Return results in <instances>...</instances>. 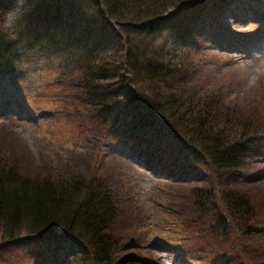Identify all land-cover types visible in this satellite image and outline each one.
<instances>
[{
	"label": "trees",
	"instance_id": "obj_1",
	"mask_svg": "<svg viewBox=\"0 0 264 264\" xmlns=\"http://www.w3.org/2000/svg\"><path fill=\"white\" fill-rule=\"evenodd\" d=\"M219 1L0 0V78L14 84L9 89L0 81V107L35 118L14 89L32 72H50L69 98L86 105L79 124L95 130L83 132L90 141L82 143L96 146L80 162L59 153L19 156L15 150L30 151L29 145L2 129L0 244L28 245L35 264H72L66 250L85 253L92 264H234L241 252L240 264H264V123L244 114L253 107L228 105L220 88L210 92L187 79L188 54L199 50H190L196 21L216 15ZM162 33L184 40L175 55L157 42ZM112 155L190 183L185 199L166 191L175 203L151 196L174 219L172 229L180 227L177 236L159 238L163 263L144 252L152 235L135 245L133 229L150 224L142 208L147 200L138 202L133 181L120 172L101 170L97 161ZM195 222L206 224L219 251L194 242L201 233Z\"/></svg>",
	"mask_w": 264,
	"mask_h": 264
},
{
	"label": "rangeland",
	"instance_id": "obj_2",
	"mask_svg": "<svg viewBox=\"0 0 264 264\" xmlns=\"http://www.w3.org/2000/svg\"><path fill=\"white\" fill-rule=\"evenodd\" d=\"M21 3L22 0H19V5ZM212 12L216 15L210 12L207 19L196 21L194 30L197 41L190 50H199L192 51L191 56L188 54L192 65L190 76L187 78L189 84L193 79V84H199L202 89H210V92L213 91L212 88H220L221 94L226 96L228 105L239 103L249 105L253 107L254 112L246 109L243 110L244 114L249 118L253 116L254 123H264V113L257 109L264 108V22H259L264 19V0H221L217 2L216 10L213 9ZM14 13L13 9L9 11L8 19L5 21L6 26ZM173 34L175 33H162L157 40L159 44H162V41L166 43V48L172 51L171 56L175 55V51L184 43V40ZM187 65L188 63L184 66ZM52 76L46 71L32 72L27 78L20 80L19 85L16 84L14 94L20 95L23 92L29 108L38 114L34 118L29 113L26 114V111L17 112L14 108L0 107V134L3 129L10 133L12 141L26 142L29 145L30 151L23 147L22 150H15L19 156L25 152L29 157L45 158L59 153L63 158L80 162L82 160L79 158L83 153L91 155H93L92 151L96 153L93 142L90 145L88 141L82 143V139L90 141L88 136L82 133L91 134L95 129L92 123L79 124V121L87 115L86 105L69 98L70 94L54 83ZM180 80L186 83L183 78ZM0 81L4 86L13 89L12 81L2 78ZM77 112H79L78 116ZM86 127L90 130H84ZM87 147H90V151ZM117 157L102 156L97 162L101 170L111 168L132 180V193L138 198V202L142 203L139 199L147 200L146 203H142V208L145 209L144 213L147 214L150 224L144 225L143 229H133L134 240L138 241L135 245L147 243V238L152 235L149 243L146 244L151 249H146L144 252L163 263L167 255L162 251L160 245L162 241L159 238L161 236L168 238V235L177 236L180 227L177 230L172 229L174 219L170 222L165 208L157 203L153 204L151 196L175 203L176 197L166 194V191H179L177 197L185 199L184 192L187 191L190 183H176L174 180L156 177L149 170L136 169L131 164L126 165V161ZM31 164H33L32 168H35L34 163ZM194 183L206 186L210 184L204 181H192L191 184ZM181 215L184 217L183 213ZM202 225L206 226L204 222ZM202 225L196 222L192 224L194 230L201 232L193 235L195 237L192 239L207 251H210L211 242L212 249L219 251L221 246L205 233V227ZM164 228H169L171 231L165 232ZM226 244L229 246V243ZM226 249L229 250L228 247ZM228 250L226 253L229 252ZM66 251L65 259L68 263L92 264L85 257V253L76 254V251ZM244 258L246 255L243 256L242 252L235 253L234 264H240ZM34 260L28 245L19 244L10 247L0 244V264H35ZM232 261V259L227 260L221 264ZM93 264H106V262Z\"/></svg>",
	"mask_w": 264,
	"mask_h": 264
}]
</instances>
